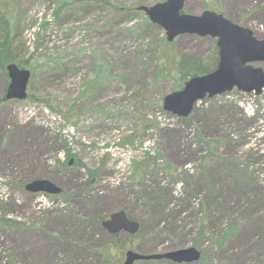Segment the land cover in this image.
<instances>
[{
    "label": "rangeland",
    "instance_id": "rangeland-1",
    "mask_svg": "<svg viewBox=\"0 0 264 264\" xmlns=\"http://www.w3.org/2000/svg\"><path fill=\"white\" fill-rule=\"evenodd\" d=\"M155 1L0 0L11 56L30 70L27 96L1 99L0 64V264H118L127 248L190 245L193 262L135 264H264V87L205 96L186 116L164 109L174 82L159 58L205 57L215 39L167 44L126 10ZM204 9L264 36V0H185L182 11ZM36 177L62 192L26 190ZM117 209L137 232L101 224Z\"/></svg>",
    "mask_w": 264,
    "mask_h": 264
},
{
    "label": "water",
    "instance_id": "water-1",
    "mask_svg": "<svg viewBox=\"0 0 264 264\" xmlns=\"http://www.w3.org/2000/svg\"><path fill=\"white\" fill-rule=\"evenodd\" d=\"M185 0H158L151 4H139L148 19L165 31L172 41L183 33L211 36L216 39L218 61L212 70L189 76L180 88L171 90L163 97L162 106L173 114L188 115L197 100L211 97L233 87L243 91L260 93L264 87V68L255 62L264 61V36L258 37L253 29L241 25L222 12L204 9L200 13L182 11ZM9 82L5 99H24L27 96L29 68L15 61L5 65ZM71 159L69 163H71ZM31 192L58 193L61 187L46 177H36L25 184ZM102 225L111 233L122 229L135 233L139 222L129 217L124 209H117L102 219ZM200 257L197 247L190 245L162 252L143 253L126 249L124 259L118 264H134L137 259L168 258L174 262H190Z\"/></svg>",
    "mask_w": 264,
    "mask_h": 264
},
{
    "label": "trees",
    "instance_id": "trees-1",
    "mask_svg": "<svg viewBox=\"0 0 264 264\" xmlns=\"http://www.w3.org/2000/svg\"><path fill=\"white\" fill-rule=\"evenodd\" d=\"M126 10L127 12H143L142 10L137 9V5L130 6L129 8H126ZM148 24L152 25V22H148ZM10 25L11 20H9L7 16L0 15V64L2 68H5V62L15 60V58L11 56V49L9 46L8 33L10 31ZM172 41H168L166 38L164 39V42L167 44ZM162 56L159 58V63L161 65L159 68H163L161 73L162 75H165L164 77L168 76L173 79L174 85L172 89L174 90L180 88L189 76L204 73L215 68L218 61V49L216 41L214 40L212 51H210L205 57H194L185 53H164ZM3 96L1 99H4ZM99 219L100 218L98 217L97 220L99 221Z\"/></svg>",
    "mask_w": 264,
    "mask_h": 264
},
{
    "label": "flooded vegetation",
    "instance_id": "flooded-vegetation-1",
    "mask_svg": "<svg viewBox=\"0 0 264 264\" xmlns=\"http://www.w3.org/2000/svg\"><path fill=\"white\" fill-rule=\"evenodd\" d=\"M72 160V159H71ZM31 192V191H30ZM62 192V188H61V190H60V192H58L57 194H60ZM128 215V214H127ZM129 216V215H128ZM120 231H124V232H127V233H129L128 231H126V230H124V229H122V230H120ZM109 232V231H108ZM119 232V231H118ZM110 234H117V232L116 233H111L110 232ZM130 234H134V233H130ZM149 261V260H153V261H160V260H169V261H172L171 259H168V258H159V259H155V258H150V259H137V260H135L134 261V264H135V262H137V261ZM172 262H174V261H172ZM185 262V261H184ZM190 262H193V261H190ZM176 263H179V262H176ZM187 263H189V262H187Z\"/></svg>",
    "mask_w": 264,
    "mask_h": 264
}]
</instances>
